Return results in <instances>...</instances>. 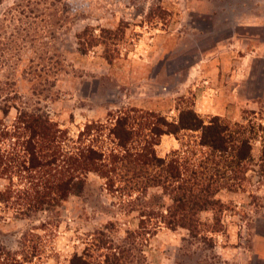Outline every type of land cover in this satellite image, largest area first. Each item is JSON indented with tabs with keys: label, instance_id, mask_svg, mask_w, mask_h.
<instances>
[{
	"label": "rangeland",
	"instance_id": "obj_1",
	"mask_svg": "<svg viewBox=\"0 0 264 264\" xmlns=\"http://www.w3.org/2000/svg\"><path fill=\"white\" fill-rule=\"evenodd\" d=\"M0 87V120L15 91L18 107L40 108L72 138L124 108L176 121L191 103L206 122L255 124L259 135L246 181L222 190L193 232L161 223L152 237L138 235L141 211L170 200L159 189L111 194L91 174L54 211L24 220L0 209L6 248L48 222L35 264H70L75 253L103 262L111 242L120 264H264V0H1ZM184 135L164 136L158 156L180 149ZM96 231L107 235L100 250L90 243Z\"/></svg>",
	"mask_w": 264,
	"mask_h": 264
},
{
	"label": "trees",
	"instance_id": "obj_2",
	"mask_svg": "<svg viewBox=\"0 0 264 264\" xmlns=\"http://www.w3.org/2000/svg\"><path fill=\"white\" fill-rule=\"evenodd\" d=\"M91 46L83 45L82 53ZM5 93L0 87V98ZM17 99L13 91L2 100L0 182L6 184L0 189V209L12 211L18 219L54 211L94 174L104 180L111 194L132 196L141 191L146 196L150 189H159L161 198L170 200L169 205H159L160 211H152L151 205L149 211H141L142 232L138 235L152 237L161 223L193 232L202 212L221 205L217 195L225 189H238L253 166V141L259 136L256 125L230 124L221 117L206 122L193 103L181 109L176 121L155 112L124 108L110 113L106 123L86 124L72 138L49 114L26 103L18 107ZM13 108L17 116L8 123ZM182 134L189 140L182 141L180 149L165 158L158 156L156 148L164 136L183 140ZM262 163L264 167V149ZM156 218L161 221L145 227ZM49 226L45 222L26 231L16 251L6 248L0 233V264H35L44 248V238L37 232H45ZM106 236L103 231L92 233L91 246L100 250L106 245ZM134 237L131 234L128 239ZM107 250L110 254L103 262L90 253H75L70 264H120L112 242Z\"/></svg>",
	"mask_w": 264,
	"mask_h": 264
},
{
	"label": "water",
	"instance_id": "obj_3",
	"mask_svg": "<svg viewBox=\"0 0 264 264\" xmlns=\"http://www.w3.org/2000/svg\"><path fill=\"white\" fill-rule=\"evenodd\" d=\"M184 60H187V59H184Z\"/></svg>",
	"mask_w": 264,
	"mask_h": 264
}]
</instances>
